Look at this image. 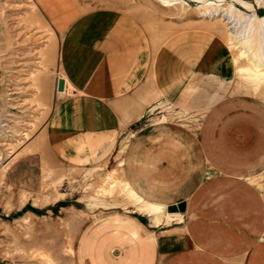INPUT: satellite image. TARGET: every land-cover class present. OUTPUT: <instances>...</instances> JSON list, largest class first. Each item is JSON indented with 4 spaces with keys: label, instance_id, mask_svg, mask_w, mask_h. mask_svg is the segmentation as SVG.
Masks as SVG:
<instances>
[{
    "label": "rangeland",
    "instance_id": "374dc122",
    "mask_svg": "<svg viewBox=\"0 0 264 264\" xmlns=\"http://www.w3.org/2000/svg\"><path fill=\"white\" fill-rule=\"evenodd\" d=\"M230 5L235 12L228 20ZM72 19L87 33L90 21L94 28L128 20L151 53L171 45L178 66L192 63L185 81L189 106L154 104L110 150L90 146L86 135L57 136L56 128H48L63 91L57 24L68 26ZM248 37L253 50L260 41L264 49V0H0V264H141L139 239L156 245L154 238L164 255L153 262L148 253L146 263L202 264L199 254L182 253L193 248L190 237L196 253L203 237L215 248L217 224L232 238L233 230L223 227L232 225L239 202L247 199L240 191H256L259 210L264 135L246 128L244 140L230 134L224 159L214 151L209 163H197L193 155L194 163L181 167L175 183L160 173L168 170L170 144L178 152L191 141L200 145L203 121L222 100L236 101L235 119L245 101L264 116V82L251 95L237 71L249 65L238 54ZM215 114L220 123L222 112ZM207 169L214 178L207 180ZM127 184L165 212L181 201L188 209L181 220L168 221L164 213L154 226L137 210Z\"/></svg>",
    "mask_w": 264,
    "mask_h": 264
},
{
    "label": "crops",
    "instance_id": "0c3cea01",
    "mask_svg": "<svg viewBox=\"0 0 264 264\" xmlns=\"http://www.w3.org/2000/svg\"><path fill=\"white\" fill-rule=\"evenodd\" d=\"M89 18L96 20L97 15ZM68 23V26L60 22L57 24L58 31L62 32L57 70L64 84L48 123L49 129L56 128L57 136L63 135V140H75L86 135L90 146L94 144L95 149L100 146L101 149L110 150L114 148L119 135L139 122L154 104L165 100L174 104L185 102V107L189 106L185 81L191 75L192 63L178 66L177 58H172L171 45L165 47L164 51L159 46L151 53L137 25H130L128 20L111 25L102 22L100 27L95 23L94 28L90 21L92 29L89 27L88 33L78 29L76 20ZM235 102L226 98L207 114L202 124L199 146L191 141L179 152L175 144L168 146L169 167L167 172L160 173L163 180L175 183L181 167L194 163L193 155L197 157V163H209L214 151L224 159L225 145L231 139L229 135L238 134V139L244 140L246 135L243 128L264 135V116L254 102L245 101L248 104L237 111L240 112L237 119L231 116ZM216 110L222 112L220 123L215 119ZM238 122L247 126H237ZM211 178L214 177L207 180ZM240 194L246 195L247 199L239 202L232 225L223 227L233 230L232 238L228 234H221V225L217 224L215 248L213 244H205L203 237L201 253H196V239L190 237L193 248L182 253L192 256L199 254L202 264H239L241 259L245 264H264V193L259 199V210L256 191L249 187L248 191H240ZM187 209L186 202L185 212ZM206 226L202 224V228ZM154 239L156 245L153 240L139 239V253L143 254L141 264H151V261H144V255L148 253L154 254L153 262L164 255L159 251L157 239Z\"/></svg>",
    "mask_w": 264,
    "mask_h": 264
},
{
    "label": "bare ground",
    "instance_id": "6f19581e",
    "mask_svg": "<svg viewBox=\"0 0 264 264\" xmlns=\"http://www.w3.org/2000/svg\"><path fill=\"white\" fill-rule=\"evenodd\" d=\"M169 2V1H167ZM181 8V7H180ZM235 7L230 5L227 9H225L226 13H225V18L226 16H228V20H230ZM203 10V9H202ZM207 11V10H206ZM219 12V11H218ZM254 13V12H253ZM252 14V13H251ZM257 14V13H256ZM207 15V14H205ZM243 16V15H242ZM212 19V18H211ZM236 19V18H235ZM250 20V18H249ZM224 21V20H223ZM246 22V21H245ZM248 22V21H247ZM231 23V22H229ZM232 25V24H231ZM230 25V26H231ZM234 27V26H233ZM231 28V27H230ZM235 29V28H234ZM246 30V29H244ZM243 31V30H242ZM248 31V29H247ZM240 32V30H239ZM250 32V31H249ZM230 33V32H229ZM238 33V31H237ZM236 33V34H237ZM248 33V32H247ZM235 34V33H234ZM242 35V34H241ZM245 36V35H244ZM230 37V36H229ZM231 37H234V35H232ZM253 40V39H252ZM231 42L233 43V41L231 40ZM235 42V41H234ZM241 48L239 50V57L240 58H247V60L249 61V65H245V66H240L238 68V73L241 77V79L246 82L247 84L251 85V89H252V94L251 95H258L259 92H256L258 90V88L260 87V85L264 82V49L262 46V42H258L257 47L253 50L252 47V41L251 38H244L242 42L239 43ZM237 45V44H236ZM235 47V46H234ZM238 57V58H239ZM234 60V59H233ZM242 61V60H241ZM247 61V62H248ZM244 62V61H243ZM241 81V82H243ZM239 82V80H238ZM243 85V84H242ZM245 87V86H244ZM256 92V93H255ZM171 105V104H170ZM8 115V114H7ZM161 115V114H160ZM165 116V115H164ZM167 118V117H166ZM158 120V119H157ZM196 120V119H195ZM171 121V120H170ZM198 124V123H197ZM184 125V124H183ZM5 126V125H2ZM126 139V138H125ZM127 142V141H126ZM2 144V143H1ZM122 144V143H121ZM124 144V143H123ZM3 145V144H2ZM126 147V146H125ZM8 150V149H7ZM125 150V149H124ZM6 151V150H5ZM7 152V151H6ZM2 153V152H1ZM1 158V157H0ZM10 159V158H9ZM7 162V161H6ZM213 174L211 171L207 170L205 176L206 178L211 177ZM7 180V179H6ZM123 180V179H122ZM119 182V181H118ZM128 182V181H127ZM116 183V182H115ZM121 185H123V183H121ZM128 187V194L129 196L132 198V200L134 201V204L136 205V208L139 212L144 213L148 216V218L151 221V224L154 226H157L160 221H161V215L165 213L167 220H173L175 217V219H180L182 217L183 213L180 212H165V209L163 206L158 205V204H153L150 202H147L143 199V196L140 197L132 188H130V186L127 184L126 185ZM125 187V186H124ZM121 189V188H120ZM123 189V188H122ZM99 191V189H98ZM114 192V191H113ZM121 192V191H120ZM103 193V192H102ZM120 194V193H119ZM60 195V194H59ZM111 206V205H110ZM112 207V206H111ZM166 211H167V207H166ZM181 223V222H180ZM71 250V249H70ZM71 253V252H70Z\"/></svg>",
    "mask_w": 264,
    "mask_h": 264
},
{
    "label": "water",
    "instance_id": "95a60500",
    "mask_svg": "<svg viewBox=\"0 0 264 264\" xmlns=\"http://www.w3.org/2000/svg\"><path fill=\"white\" fill-rule=\"evenodd\" d=\"M63 80H60L58 83V91H62L63 90ZM186 209V202L182 201L176 205H171L167 207V212H180V213H184Z\"/></svg>",
    "mask_w": 264,
    "mask_h": 264
},
{
    "label": "built area",
    "instance_id": "2783aa9c",
    "mask_svg": "<svg viewBox=\"0 0 264 264\" xmlns=\"http://www.w3.org/2000/svg\"><path fill=\"white\" fill-rule=\"evenodd\" d=\"M0 78H1V75H0Z\"/></svg>",
    "mask_w": 264,
    "mask_h": 264
}]
</instances>
